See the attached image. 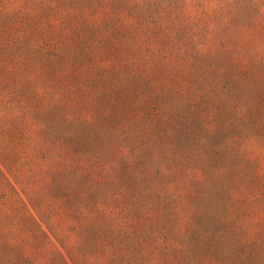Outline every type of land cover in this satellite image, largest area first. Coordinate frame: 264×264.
I'll return each mask as SVG.
<instances>
[{"label":"rangeland","instance_id":"1","mask_svg":"<svg viewBox=\"0 0 264 264\" xmlns=\"http://www.w3.org/2000/svg\"><path fill=\"white\" fill-rule=\"evenodd\" d=\"M0 264H264V0H0Z\"/></svg>","mask_w":264,"mask_h":264}]
</instances>
